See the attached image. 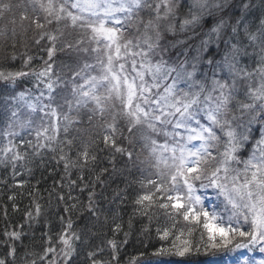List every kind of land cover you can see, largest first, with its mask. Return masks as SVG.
<instances>
[{
	"label": "snow or ice",
	"instance_id": "6c2138e0",
	"mask_svg": "<svg viewBox=\"0 0 264 264\" xmlns=\"http://www.w3.org/2000/svg\"><path fill=\"white\" fill-rule=\"evenodd\" d=\"M31 3L45 14L46 23L54 20L57 27L42 32L36 41L39 44L47 38L48 42L40 71L23 70L33 60L28 55L21 70L0 71L4 84L0 89L4 123L0 163L15 167L17 161L25 160L27 152L15 143L25 130L36 141L22 143L32 147L35 155L44 149L55 153L66 172L78 163L95 162L96 153L90 154L87 145L73 161L68 155L72 139L67 134L81 112L88 114L89 122L107 115L104 145L132 162L133 150L118 140L122 137L133 146L138 142L155 169L156 178L139 181L141 187L152 186L135 200L140 211L147 214L155 206L173 220L171 227L157 230L169 244L155 251V256L181 258L180 264H190L184 258L200 254L208 257L202 264H264V0H259L258 8L256 0ZM12 8L10 2L0 0V16ZM145 10L150 16L147 22L140 17ZM20 19L29 17L25 13ZM134 21L144 26L143 38L135 41L125 38V30ZM161 21L167 22L166 31H179L185 39L161 43ZM32 23L36 29L45 28L37 17ZM69 28L82 34L74 43H60L64 29ZM177 44L181 47L173 54ZM57 52H66L70 59L75 54V66L65 63L54 72ZM80 53L91 54V60L80 58ZM246 58L254 67L244 62ZM65 69L70 75H61ZM30 75L35 77L38 94L32 89L16 90L17 82ZM65 106L66 111H58ZM61 132L64 139H60ZM110 163L115 172L114 155ZM94 195L89 194L90 210ZM36 212H40L38 205ZM178 217L202 228L196 241L193 228L173 233ZM67 228H72L71 222ZM10 235L19 238L18 233ZM74 239L80 237L65 231L59 238L60 252L49 247L41 259L56 264L47 259L52 253L68 264L76 251ZM111 243L115 249V242ZM11 255L15 257L14 248ZM0 264L9 262L0 258Z\"/></svg>",
	"mask_w": 264,
	"mask_h": 264
},
{
	"label": "trees",
	"instance_id": "16d2710c",
	"mask_svg": "<svg viewBox=\"0 0 264 264\" xmlns=\"http://www.w3.org/2000/svg\"><path fill=\"white\" fill-rule=\"evenodd\" d=\"M7 2H10L13 8L11 12H5L0 16V71L21 70L28 55L32 56L33 60L28 68L23 70L34 68L38 72L47 59L45 48L48 42L47 38L41 40L39 44L36 41L42 32L54 31L57 24L54 20L52 24L46 23L45 14L35 9L31 0ZM58 2L59 0H53L54 4ZM232 2L237 3L238 0ZM25 13L29 19L21 21L20 17ZM235 14L239 15L238 9L235 10ZM34 17L45 23L44 29L35 28L32 23ZM140 17L144 22L150 18L147 10L141 12ZM166 23L160 22L161 43L165 40L175 43L185 39V34L179 31L175 34L166 31L164 28ZM143 30V23L134 21L133 26L125 30V38L135 41L139 36L142 39ZM64 32L60 43H74L82 34L79 30L70 28L64 29ZM180 47L177 44V47L171 50L172 53L177 52ZM79 56L88 60L92 58L91 54L80 53ZM53 59L56 61L55 72L65 64L64 52H57ZM75 59L74 54L69 62L73 63V66ZM61 75L70 73L65 69ZM35 83L34 75L21 78L17 82L16 90L32 89L38 94L39 89L33 86ZM3 87V82H0V89ZM66 110L67 106L58 111ZM104 119L110 120V117L106 115ZM104 119L94 117L89 122L88 114L81 112L78 123L73 124L67 134L68 138L72 139V146L70 152L67 147L65 151L73 161H76L77 152L82 151L87 145L90 154L96 153L95 162L86 165L78 163L76 167H71L66 172L64 162H57L58 156L55 153L44 149L39 155H35V150L26 143L25 148H20L21 152H27L25 160L17 161L15 167L10 162L0 163V258H6L9 264H13V261L14 264H31L32 261H35V264H47V260H42L41 257L45 256L49 247H54L59 253L62 247L59 238L67 231L69 235L75 232L80 237L79 240H73L76 251L68 264H92L94 260L100 261L101 264H148L156 261L180 263L181 258L154 255L160 247L169 244L168 240L160 239L157 230L171 227L173 220L165 215V210L155 206L148 209L147 214H143L135 203L139 194L148 192L152 187H141L139 181L156 178L155 169L150 167L147 154L141 151L138 142L133 146L128 145L122 137L118 140L119 144L133 150L132 162H128L127 156L113 153L106 147L103 143ZM120 123L123 124V121ZM3 127L4 123L0 120V128ZM3 139L0 137V142ZM60 139H64L62 132ZM15 140L16 144L20 145L21 141L35 142L36 137L29 135L28 130H25L15 137ZM113 155L115 172L113 164L110 163ZM105 168L107 171L102 172L101 170ZM150 173L153 174L151 177ZM97 176L100 177V181L96 180ZM91 192L95 195L92 197L93 207L90 210ZM61 195L64 197L63 200L59 198ZM73 204L76 205L75 208L71 207ZM37 205L40 208L39 214L36 212ZM205 206L211 209L209 202H206ZM28 213H31V216ZM69 222L72 225L71 229L67 228ZM189 228L195 229L193 240L196 241L202 228L199 225L188 224L182 217L177 218L173 233H178L179 230L187 233ZM13 232L19 234L18 239L10 235ZM111 242H115V249ZM13 248L15 257L11 255ZM90 252L93 253L91 257L88 255ZM47 259H54L56 264H63L61 257L52 253L47 254ZM184 259L190 264H202L208 257L200 254Z\"/></svg>",
	"mask_w": 264,
	"mask_h": 264
},
{
	"label": "rangeland",
	"instance_id": "374dc122",
	"mask_svg": "<svg viewBox=\"0 0 264 264\" xmlns=\"http://www.w3.org/2000/svg\"><path fill=\"white\" fill-rule=\"evenodd\" d=\"M259 0H257L256 1V4H257V8H258V6H259V2H258ZM256 9H254V11H255ZM64 57H65V63H69V62H71V60H72V58L70 59L68 56H67V53L66 52H64ZM245 63H247V64H249L250 66H253L254 67V65H253V63H252V60H250V59H245V61H244ZM15 143H16V140H15ZM20 145H18L17 144V146H18V149L20 150V148L22 147V148H25V146H26V143H22V141L19 143ZM207 257V256H206ZM157 262V261H156ZM156 262H153V263H148V264H156ZM163 262V264H180V263H173V262H167V261H162ZM144 264H147V263H144Z\"/></svg>",
	"mask_w": 264,
	"mask_h": 264
}]
</instances>
